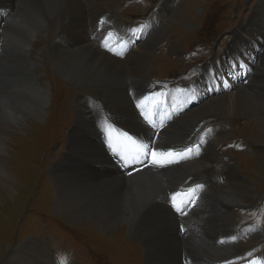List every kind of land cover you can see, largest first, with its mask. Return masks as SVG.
<instances>
[{
  "label": "bare ground",
  "instance_id": "6f19581e",
  "mask_svg": "<svg viewBox=\"0 0 264 264\" xmlns=\"http://www.w3.org/2000/svg\"><path fill=\"white\" fill-rule=\"evenodd\" d=\"M14 1L17 9L13 11ZM102 1L0 0L3 8L0 14V121L5 133L19 128L26 120H39L46 110L48 92L34 77L36 64L31 55L33 40L57 19L58 26L53 25V33L46 34V39H51L48 55L52 67L63 80L78 88L99 91L106 99L97 92L87 96L98 104L91 116L84 102L80 106L76 103L75 125L69 133L64 162L61 161L52 178L54 211L65 212L70 219L93 218L103 231L127 221L130 233L143 237L145 264H156L159 254L161 264H232L237 258L234 247L242 233L264 237V232L257 227L232 231L234 220L230 209L237 205L233 204L234 200L242 198L230 188L233 183H244L236 168L225 163L217 150L224 135L222 123L228 120L229 112L214 114V109L224 111L228 107L236 114L245 97L257 99V96L247 93V86L237 85L230 97L223 91L224 94L217 93L199 102V96L185 102L199 95L207 87L206 81L217 91L225 87L223 72L214 77L207 70L202 74L208 77L200 82L204 86L196 85L191 95L166 93L161 86L150 88L145 75L142 77L143 61L147 58L145 50L130 49L134 40L126 37L128 26L115 30L119 25L112 15L105 14ZM166 6L169 7L168 3L161 7ZM161 15L158 13L152 22L158 25ZM151 31L144 28L136 35L150 38L154 32ZM158 31H155L157 36ZM110 37L114 42L108 44ZM122 38L127 54L117 60L109 48ZM127 61L124 66L123 62ZM136 82L140 83L136 86ZM147 92H156V98L144 99ZM227 98L231 99L230 103ZM187 127L189 130L181 139L165 140L169 139V132L179 133ZM124 133L135 143L128 141ZM190 144H200L194 157L188 151L193 148ZM109 145L117 154H113ZM184 148L187 152L183 157L175 155L171 163L154 165L151 162L154 150L179 153ZM3 151L0 148V183L4 186L12 178L4 166L6 151ZM62 166H66L63 173ZM220 177L226 181L222 185V189L227 188L226 192L213 188ZM192 185L201 187H196L186 199L171 203L167 198L169 193L186 191ZM19 247L9 255L8 264L55 263L50 261L49 247L36 240ZM255 254H250V258ZM260 256L253 264H264V251Z\"/></svg>",
  "mask_w": 264,
  "mask_h": 264
},
{
  "label": "rangeland",
  "instance_id": "374dc122",
  "mask_svg": "<svg viewBox=\"0 0 264 264\" xmlns=\"http://www.w3.org/2000/svg\"><path fill=\"white\" fill-rule=\"evenodd\" d=\"M133 1L102 2L105 14L112 15L117 21L116 25H119L115 30H123L128 26L126 37L134 40L130 49L145 50L147 58L143 61L142 77L145 75L150 88L158 89L160 86L156 82L159 80H170L167 81L170 84H191L202 73L194 72V68H205L210 64L214 69H210L214 77L223 72L225 78L222 83H226L225 87L217 91L214 87L210 88V81H206L207 87L185 102L198 96L199 102L217 93H225L230 97L237 85L247 86L246 92H253L252 95L257 96V99L245 97L236 114L228 107L224 111L216 107L214 114L229 112L226 115L228 120L222 123L224 135L217 150L225 163L236 168L244 183H233L230 188L242 198L241 201L234 200L233 204L238 206L234 205L230 209L234 220L232 231L239 232L246 225L264 228V147L255 146L264 145V0H149L144 4V0ZM165 3L169 7L162 9ZM13 5L14 11L17 1ZM171 9L174 11L171 12ZM2 12L3 8H0V14ZM158 13L162 14L159 17L161 20L151 29V33L154 32L150 38L136 35L140 33L137 27L141 21L151 20ZM58 22L56 19L53 24L46 25L41 30V36L33 40L31 60L36 64L34 77L48 92L45 112L39 120H26L19 128L9 129L7 133L0 121V148L6 151L4 166L12 178L6 181L7 185L0 183V264H8L9 255L31 240L49 247L48 252L52 256L50 261L55 262L53 264H145L141 242L143 237L139 233L133 236L127 221L103 231L93 218L70 219L69 214L53 209L52 178L67 152L69 133L75 125L76 103L80 106L84 102L91 116L97 111L98 104L87 96L97 92L106 99L99 91L78 88L63 80L58 70L52 67L48 55L51 43H48L50 38L46 39V34L50 36ZM155 31H158V36ZM226 32L229 37L224 36ZM236 36L239 38L236 39ZM108 39V44L114 42V38ZM125 44L122 38L116 50H110L116 54L117 60L127 54L124 53ZM129 61L123 62V65L127 66ZM207 77L206 74L201 75L202 80ZM197 85L204 86L200 82ZM230 100L227 98L226 101L230 103ZM176 127L180 128V125ZM188 130L189 127L179 133L169 132V139L165 140L181 139ZM198 148L200 144L195 145L191 157H194V151ZM65 167L60 168L62 173ZM225 182L220 177L213 188L226 192L227 188L222 189ZM260 230L264 232V229ZM263 239L262 234L243 232L234 248L237 256L235 260L243 256L245 258L233 264L243 263L258 249L256 257L259 260L264 251ZM15 264L26 263L17 261ZM156 264H161V254Z\"/></svg>",
  "mask_w": 264,
  "mask_h": 264
},
{
  "label": "snow or ice",
  "instance_id": "6c2138e0",
  "mask_svg": "<svg viewBox=\"0 0 264 264\" xmlns=\"http://www.w3.org/2000/svg\"><path fill=\"white\" fill-rule=\"evenodd\" d=\"M142 103V102H141ZM137 107H140V104H137ZM125 136V138L128 141H132V137L128 136L126 133L123 134ZM133 143H135V141H132ZM109 147L112 149L113 154H117L116 149L112 148L111 145H109ZM143 147L147 148V145H144ZM188 151H191V149H188ZM175 155H179L178 153H175L171 150H169L168 152L164 153V152H159V151H152L151 152V162L152 164H162L163 162H168L171 163L172 162V157ZM197 187H201V186H197Z\"/></svg>",
  "mask_w": 264,
  "mask_h": 264
},
{
  "label": "water",
  "instance_id": "95a60500",
  "mask_svg": "<svg viewBox=\"0 0 264 264\" xmlns=\"http://www.w3.org/2000/svg\"><path fill=\"white\" fill-rule=\"evenodd\" d=\"M148 95V96H147ZM147 97V100L148 101H152L153 99H155L156 98V96L155 95H151V94H145V96H144V99ZM112 133H114V132H111V134ZM132 159H133V156H132ZM135 161V160H134Z\"/></svg>",
  "mask_w": 264,
  "mask_h": 264
}]
</instances>
